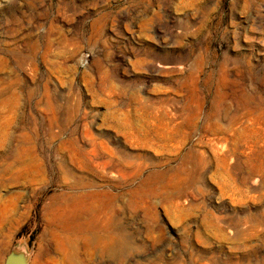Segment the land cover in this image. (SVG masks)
Masks as SVG:
<instances>
[{"label":"rangeland","instance_id":"1","mask_svg":"<svg viewBox=\"0 0 264 264\" xmlns=\"http://www.w3.org/2000/svg\"><path fill=\"white\" fill-rule=\"evenodd\" d=\"M14 248L264 264V0H0V264Z\"/></svg>","mask_w":264,"mask_h":264},{"label":"bare ground","instance_id":"2","mask_svg":"<svg viewBox=\"0 0 264 264\" xmlns=\"http://www.w3.org/2000/svg\"><path fill=\"white\" fill-rule=\"evenodd\" d=\"M84 219V218H83ZM112 222H104L102 227L104 229L110 230L112 228ZM114 227V226H113ZM122 233V232H121ZM131 247V242L127 238V236L122 235L119 239L114 241L113 243L106 245L103 249V253L108 256H121L123 253L125 254L129 248Z\"/></svg>","mask_w":264,"mask_h":264},{"label":"water","instance_id":"3","mask_svg":"<svg viewBox=\"0 0 264 264\" xmlns=\"http://www.w3.org/2000/svg\"><path fill=\"white\" fill-rule=\"evenodd\" d=\"M4 264H30V255L21 248H14L7 256Z\"/></svg>","mask_w":264,"mask_h":264}]
</instances>
